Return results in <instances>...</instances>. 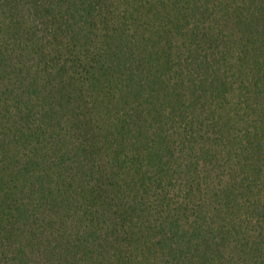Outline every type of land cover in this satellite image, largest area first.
I'll use <instances>...</instances> for the list:
<instances>
[{
  "label": "trees",
  "instance_id": "trees-1",
  "mask_svg": "<svg viewBox=\"0 0 264 264\" xmlns=\"http://www.w3.org/2000/svg\"><path fill=\"white\" fill-rule=\"evenodd\" d=\"M0 264H264V0H0Z\"/></svg>",
  "mask_w": 264,
  "mask_h": 264
}]
</instances>
